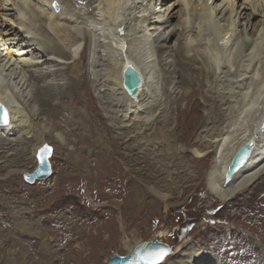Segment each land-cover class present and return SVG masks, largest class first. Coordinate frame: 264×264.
Masks as SVG:
<instances>
[{"label":"bare ground","instance_id":"bare-ground-1","mask_svg":"<svg viewBox=\"0 0 264 264\" xmlns=\"http://www.w3.org/2000/svg\"><path fill=\"white\" fill-rule=\"evenodd\" d=\"M116 48L125 53L124 59L116 57ZM86 51L87 76L85 65L80 66ZM125 61L143 76L136 99L122 86ZM190 70L201 76L197 85L202 97L194 94L188 101L203 98L210 110L192 141L202 150L190 152L195 157L215 154L207 189L217 200L233 202L264 175V0H0V102L10 115L9 123L0 125V170L16 161L18 168L10 164L6 177L31 173L48 138L62 141L54 128L39 126L38 119L49 113L45 105L58 110L61 100L77 97L72 83L82 75L80 82L92 83L99 102L108 105L111 99L123 114L110 117L116 120L117 134H125L119 128L127 129L125 142H138L146 156H162L169 161L162 169L168 170L173 158L158 131H168L170 111L160 107L161 97L170 84L189 85ZM199 111L193 108L189 114L198 116ZM183 118L187 127L199 117ZM155 123L163 126L156 130ZM250 142L254 149L249 160L225 184L234 155ZM254 202L243 209L252 217ZM242 231L249 239L237 242L222 262L246 264L259 249L256 264H264V238L246 227ZM251 240L257 244L250 245ZM139 243L130 244L131 252ZM189 243L179 244L172 256L185 255V264H209L200 247Z\"/></svg>","mask_w":264,"mask_h":264},{"label":"rangeland","instance_id":"rangeland-1","mask_svg":"<svg viewBox=\"0 0 264 264\" xmlns=\"http://www.w3.org/2000/svg\"><path fill=\"white\" fill-rule=\"evenodd\" d=\"M114 54L124 59L120 49ZM87 56L86 51L80 58L85 76ZM188 76L189 85L170 84L161 97L160 107L170 111V123L168 131L161 129L164 133L159 130L158 135L175 159L168 170L162 169L169 162L162 156H146L138 142H125L127 129L119 128L125 134H117L116 120L110 117L123 114L111 99L108 105L99 102L92 83L80 82L83 75L72 83L77 97L61 100L59 111L45 105L49 113L38 124L46 131L54 128L62 141L47 140L53 147L52 174L44 180L28 184L20 173L6 177L10 164L18 168L16 161L0 170V264H107L114 255L129 254L130 244L151 239L163 241L172 251L187 240L191 247H200L203 260L221 264L237 242L249 239L243 228L264 238V175L229 203L207 189L215 154L195 157L190 151L202 150L192 141L210 110L203 98L188 101L194 94L202 97L197 85L201 76L196 70ZM205 92L207 96L208 89ZM145 96L143 91L141 99ZM193 108L200 110L198 116L189 114ZM183 117L199 118L186 127ZM162 126L155 123L154 129ZM62 177L66 179L57 183ZM253 202L256 217L243 212ZM259 258V249L253 250L246 264H256ZM187 259L171 252L158 264H185Z\"/></svg>","mask_w":264,"mask_h":264},{"label":"water","instance_id":"water-1","mask_svg":"<svg viewBox=\"0 0 264 264\" xmlns=\"http://www.w3.org/2000/svg\"><path fill=\"white\" fill-rule=\"evenodd\" d=\"M55 5V6H54ZM56 11H59V4L54 1L52 4ZM122 32V29H120ZM144 84L141 71L130 61H125L122 68V86L126 90L129 97L136 99L140 94L141 88ZM7 116V123H4V117ZM9 111L7 107L0 102V125H7L9 123ZM264 128V117L262 121ZM254 149L253 142L246 143L239 148L234 155L225 175V184H228L234 175L247 163L251 152ZM53 154V147L45 143L36 154L37 167L31 173H25L23 179L28 184H34L38 180H44L52 174V166L50 158ZM163 251L165 255L159 261L155 259V253ZM172 252V248L158 239H151L143 241L136 245L131 253L127 255H114L107 264H158L162 262L165 257Z\"/></svg>","mask_w":264,"mask_h":264},{"label":"snow or ice","instance_id":"snow-or-ice-1","mask_svg":"<svg viewBox=\"0 0 264 264\" xmlns=\"http://www.w3.org/2000/svg\"><path fill=\"white\" fill-rule=\"evenodd\" d=\"M7 122H8L7 121V116L5 115V117H4V123H7ZM154 255H155L156 261H159L160 259L163 258V256L165 255V253L163 251H160V252L155 253Z\"/></svg>","mask_w":264,"mask_h":264}]
</instances>
